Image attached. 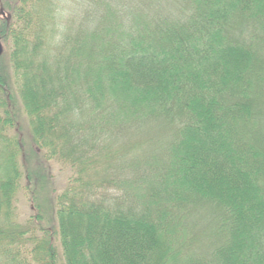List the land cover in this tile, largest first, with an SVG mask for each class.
Segmentation results:
<instances>
[{"label":"trees","instance_id":"16d2710c","mask_svg":"<svg viewBox=\"0 0 264 264\" xmlns=\"http://www.w3.org/2000/svg\"><path fill=\"white\" fill-rule=\"evenodd\" d=\"M0 47V264H264V0H0Z\"/></svg>","mask_w":264,"mask_h":264},{"label":"rangeland","instance_id":"374dc122","mask_svg":"<svg viewBox=\"0 0 264 264\" xmlns=\"http://www.w3.org/2000/svg\"><path fill=\"white\" fill-rule=\"evenodd\" d=\"M22 123L24 124V135H25L24 137H25V140L28 142L30 139L29 135H31V134L28 132V119L26 118L25 115H24V118L22 119ZM59 168L60 167H58V165H55V167L53 166L49 172L55 176L54 177L55 180L57 179L55 181V186L57 188L64 185L65 177L68 175V173L66 171H64L61 175L58 176L57 173L59 172ZM18 206H19V212H20V220L23 221L31 213L30 206H29L26 198L24 197V195H20L19 201H18ZM59 251L61 252L60 248H59ZM60 264H63V260H60Z\"/></svg>","mask_w":264,"mask_h":264},{"label":"water","instance_id":"95a60500","mask_svg":"<svg viewBox=\"0 0 264 264\" xmlns=\"http://www.w3.org/2000/svg\"><path fill=\"white\" fill-rule=\"evenodd\" d=\"M0 52H1V47H0Z\"/></svg>","mask_w":264,"mask_h":264}]
</instances>
